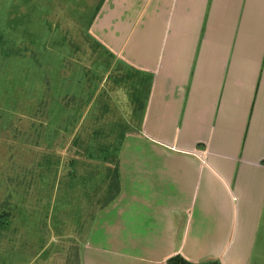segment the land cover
Segmentation results:
<instances>
[{
	"label": "crops",
	"instance_id": "obj_1",
	"mask_svg": "<svg viewBox=\"0 0 264 264\" xmlns=\"http://www.w3.org/2000/svg\"><path fill=\"white\" fill-rule=\"evenodd\" d=\"M91 32L151 83L88 264H264V0H105Z\"/></svg>",
	"mask_w": 264,
	"mask_h": 264
},
{
	"label": "rangeland",
	"instance_id": "obj_2",
	"mask_svg": "<svg viewBox=\"0 0 264 264\" xmlns=\"http://www.w3.org/2000/svg\"><path fill=\"white\" fill-rule=\"evenodd\" d=\"M104 1L0 0V264L89 263L151 83L92 34Z\"/></svg>",
	"mask_w": 264,
	"mask_h": 264
},
{
	"label": "trees",
	"instance_id": "obj_3",
	"mask_svg": "<svg viewBox=\"0 0 264 264\" xmlns=\"http://www.w3.org/2000/svg\"><path fill=\"white\" fill-rule=\"evenodd\" d=\"M113 179H115L114 181L117 184V191L113 195L112 200L115 198L114 196H116L118 194L119 190H120V181H119L118 168L116 169V173L114 174ZM112 200L108 201V203H106V205L109 204ZM0 223H2L1 219H0ZM168 264H194V263L189 262L188 260H186L184 257H182L180 255H177V256L169 259ZM201 264H219V263H217V262H209V263H201Z\"/></svg>",
	"mask_w": 264,
	"mask_h": 264
}]
</instances>
